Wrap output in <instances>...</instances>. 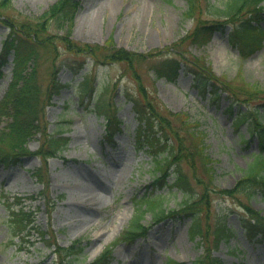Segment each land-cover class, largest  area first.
<instances>
[{"label":"rangeland","instance_id":"1","mask_svg":"<svg viewBox=\"0 0 264 264\" xmlns=\"http://www.w3.org/2000/svg\"><path fill=\"white\" fill-rule=\"evenodd\" d=\"M57 1L11 0L6 11L0 12L13 22H37ZM200 6L195 18L209 24L214 18L209 16L204 0ZM186 9L185 0H79L70 39L100 48L95 57L64 49L57 40L64 32L53 22L46 23L54 51L48 54L40 50L37 65L30 64L28 70L34 68L41 98L51 79L64 84L44 108V119L38 127L48 135L59 134L66 145L46 162L45 186L33 176L43 163L35 154L42 143L39 134L26 144L28 152L17 163H0V264H89L107 247L108 264H192L204 255L206 242L189 235L191 218L174 214L157 221L146 212L141 219L143 234L132 240L121 239L143 198L161 194L167 211L180 208L185 195L170 187L177 170L186 174L192 188L189 196L199 202L198 218L203 230L208 229L212 256L221 264H264V237L260 242H250L241 228L248 207L264 218V193L248 198L245 192L232 196L218 192L234 190L259 152V141L249 131L255 128L251 120L255 110L264 116V38H260L261 48L244 54L229 44L230 27L224 33L192 41L197 23L184 18ZM258 26L264 30V22ZM7 34L0 25V55ZM115 50L137 54L138 58L129 65L113 57ZM166 58L181 60L184 67L189 64L193 72L213 74L219 86L230 85L234 94L228 97L222 90L215 101L210 86H195L192 73L181 71L173 83L156 77L155 65ZM80 66L83 68L77 69ZM13 67L10 54L0 68V104L13 81ZM84 78L90 85L86 92L80 87ZM129 98L152 103L174 128H181L186 115L187 122L198 125L213 171L208 185L215 192L207 194L206 200L202 201L203 187L194 180L195 174L207 180L197 155L193 156L195 170L181 161L167 166L171 168L166 178L158 172L155 162L165 167L166 157V151L157 154L158 148L165 150L176 142L171 138L157 144L154 137L145 138L147 128L135 116ZM233 100L236 103L229 115L226 110ZM98 104L106 105L108 115L121 123V130L112 139L106 135V119ZM243 114L250 117L249 122L235 127L233 117ZM7 123L6 118L0 127ZM147 140L155 141L157 147L150 148ZM184 143L189 145L188 139ZM93 173L100 174L104 185L86 184ZM157 178L162 181L161 190ZM93 198L100 214L88 222L81 212L84 209L76 204ZM17 210L32 214L33 230L14 226L11 212ZM219 219L233 230V236L214 247L212 232ZM35 229L47 237L41 238ZM97 230H103L98 239ZM78 243L81 251L66 260L62 253L63 260L54 254L59 248Z\"/></svg>","mask_w":264,"mask_h":264},{"label":"trees","instance_id":"2","mask_svg":"<svg viewBox=\"0 0 264 264\" xmlns=\"http://www.w3.org/2000/svg\"><path fill=\"white\" fill-rule=\"evenodd\" d=\"M185 1L187 9L183 14L184 18L195 19L197 23L190 36L192 41L211 36L214 31H224L226 26H230L231 30L228 34L229 43L231 46L237 47L240 53L244 54V51L254 52L260 46L262 40L260 38H264V30L258 25L264 21V0H216L217 3H212L211 0H204L209 11V16L214 18V20L217 19L216 21L212 20L209 24H203L204 22L195 18V15L200 12L201 0ZM10 5L11 0H0V10L6 11L5 9ZM78 8L79 0H58L37 22L23 23L19 20L17 21L18 23L13 22L14 20L7 16V14L0 12V25L8 32L6 38L2 41L3 53L0 59H2L3 64L5 62L4 58L12 54L14 63L13 81L8 87L7 96L3 103L0 104V125L4 119H9V123L0 127V163H17L18 159L28 152L26 144L36 134H39L42 138V143L35 154L43 160V166L34 172V176L43 185H46V161L59 154L66 145V142L65 138L58 136L59 134L48 135L46 131H41L38 124L44 119V108L48 106V102L52 96L59 93L63 85L59 81H52L51 79L46 93H43L45 96L43 95L44 97L41 98L40 89L36 84L37 80L34 68L28 69L30 64L37 65L36 59L40 58V50L48 54L54 51V46H52L53 39H51L50 34L46 33L48 27L46 23L49 22H53L56 24V28L64 32L62 35H58L57 38L59 43L63 44L62 47L64 49L69 52L87 53L90 54L89 56L95 57L100 48L86 44L80 45L70 39L74 16ZM112 55L115 59L126 61L129 65L133 63L134 58H138L137 54L123 50H115ZM106 57L108 58L109 55ZM79 68L82 69L83 67L80 66L77 69ZM59 69L60 66L58 67ZM181 69L184 71L190 69L186 70L185 73H192L194 75L197 88L201 87L200 89H202L204 86H210V93L215 101L219 99L222 90L228 97H232L234 94L231 91L230 85H225L224 83L219 86L218 78H215L213 74H209V77L199 74L200 72L196 70L197 73L193 72L189 64L186 63L184 67L181 60L177 58H166L156 64L153 70L156 77H164L167 81L174 82ZM206 71L211 72L208 68H206ZM80 87L84 89V92L90 90L87 78H84ZM129 101L132 102L133 110L138 119L143 121L145 128H147L145 138L154 137L157 144L169 139H173L177 143V147L175 143V145L165 149L167 151L166 157L163 159L165 167H161L158 163L159 161L155 162V168L159 173L163 174V177H167V166L170 163L179 164L181 161H186L195 170L193 156L195 154L199 157L207 180L202 181L196 174L194 175V180L203 187L202 201L206 200L207 194L215 192L214 188H210L208 185L213 178V171L208 165L212 162L204 152V134L197 129L198 125H194L190 120L187 122L186 118L188 116L185 114L186 118L182 120L181 128H174L165 116L163 117L162 114L158 113L152 103L147 102L145 99L129 98ZM235 103L233 100L229 104L226 110L228 114L231 115L233 113ZM96 107L98 110L102 108V115L106 119V135L108 138H111L115 133L120 131V122L116 120L114 115H108L106 105L98 104ZM179 116L177 115V117ZM261 119H263V116L255 110L251 117V120H254L255 126L253 127L255 128L249 131L251 135L257 134L260 142L259 154L255 155L253 162L244 171L243 177L237 183L234 190H219L220 194L232 196L235 193L245 192L247 197L251 198L255 193L264 192V153H262V151L264 152V121L261 122ZM249 120L250 117L246 114L237 115L233 117V125L238 127L240 124L249 122ZM187 139L189 145H185L184 143L187 142ZM147 141L150 148L153 146L157 147L155 141ZM173 179L170 187L177 188V190L185 195V198L179 203L180 208L176 211H167L163 207L161 194H153L148 196V198H143L137 203L139 207L137 210L139 212L138 217H133L128 229L121 235V239L132 240L143 234L145 226H143L141 219L146 212H150L157 221L176 214L174 216L180 215L185 218H191L189 235L192 239L198 237L202 242H206L204 255L197 258L192 264H221L219 260L212 256L209 249L207 242L209 237L208 229L203 230L198 218L200 212L199 202L192 200L189 196L192 188L188 177L177 170ZM161 182L160 179H156V185H158L159 190L162 188ZM246 210L248 211V216L241 223L242 231L249 241L260 242V239L264 237V218L260 215V212L254 211L252 208L248 207ZM11 219L12 221L14 220V226L21 227L19 229L23 231L34 229L30 215L22 210L12 211ZM35 231L41 238H46L44 232L39 229ZM212 235V245L216 247L222 241H227L232 237L233 230L227 226L225 221L219 219ZM48 238L50 237L48 236ZM78 247L79 243L77 246L71 245L67 248H59V252L56 251L55 254L60 257L62 253L65 256L64 260H66L81 251V248L78 249ZM109 257L110 248L107 247L89 264H108ZM60 260H63V258L60 257Z\"/></svg>","mask_w":264,"mask_h":264},{"label":"bare ground","instance_id":"3","mask_svg":"<svg viewBox=\"0 0 264 264\" xmlns=\"http://www.w3.org/2000/svg\"><path fill=\"white\" fill-rule=\"evenodd\" d=\"M117 162L116 161L114 162L115 165H117ZM120 165H122V164H120ZM87 179H88L89 183H86V184L94 185L96 187H101L102 185H104V183L101 181V177H100L99 173L98 174L93 173ZM82 200H84V199L82 198ZM93 201H96V198H93V200L89 201V202H84V203L81 202V204H76L79 208L82 207V209H84L85 212L83 210H81V212L83 214L87 215V219L86 220L88 222L92 221V218H94L93 217L94 215L98 216L100 214V211L98 210V207H95L96 206V202H93ZM123 219L124 218H122L121 220H123ZM93 221L95 222L96 219L93 220ZM94 222H93V224H96ZM121 225H122V223H120L118 225V227L121 226ZM95 234H96L95 236H96L97 239L101 238L102 235H103V230H97Z\"/></svg>","mask_w":264,"mask_h":264}]
</instances>
